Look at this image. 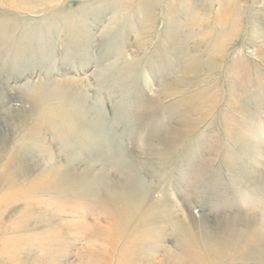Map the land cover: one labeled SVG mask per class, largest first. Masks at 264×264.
Instances as JSON below:
<instances>
[{
  "label": "rangeland",
  "instance_id": "374dc122",
  "mask_svg": "<svg viewBox=\"0 0 264 264\" xmlns=\"http://www.w3.org/2000/svg\"><path fill=\"white\" fill-rule=\"evenodd\" d=\"M14 4L0 264H201L227 216L262 237L213 264H264V0ZM133 160L146 188L123 202Z\"/></svg>",
  "mask_w": 264,
  "mask_h": 264
},
{
  "label": "bare ground",
  "instance_id": "6f19581e",
  "mask_svg": "<svg viewBox=\"0 0 264 264\" xmlns=\"http://www.w3.org/2000/svg\"><path fill=\"white\" fill-rule=\"evenodd\" d=\"M4 1L9 2V0H4ZM51 1L55 2L57 0H17V2L18 3L20 2L21 4L20 5L14 4V5L19 6L20 8L30 9L36 6H45L47 3H51ZM75 82L76 81L74 78H68L64 80V85H67L70 83H74V84L78 83V82L77 83ZM177 82L178 80L175 81V83ZM93 110L98 111L96 109H93ZM132 162H133L132 168L134 170L132 174L129 176V179L127 180L128 182H126V186H125L126 188H124L123 191L120 192L122 193L121 194L122 197L120 200L123 202H125L126 200L130 201V198L132 199L133 192H136L137 194H139L140 188H146V183L141 178L140 173L138 171V169L140 168V165L138 164V162H135V160H133ZM3 202H4V198H2L1 196L0 203H3ZM118 202L119 201L117 199L116 194H113V193L107 194L106 203L108 205H112L111 206L113 210L112 214H120V207L118 206ZM239 222L240 220L238 217L236 218L234 217L232 219L229 216H227V218H225V222H223V226H226V228L228 227V230L227 231L224 230V232H222L220 235L217 236V238H219L217 242V246L219 245L218 248L220 250L213 249L210 246H208L207 248L195 247L198 252H197V256H195L194 261L201 263V264H213L214 262L216 263V261L227 260L231 258L232 257L231 254H234L236 250H239L240 247L244 249H247L248 247H254V244H256V239L258 238L261 239L262 237L260 234H258V231H260L261 229L259 228L256 231H253L252 233H248L246 231L242 233L241 229L245 225L244 224L239 225ZM229 227H232L231 230L229 229ZM262 232L264 233V230H262Z\"/></svg>",
  "mask_w": 264,
  "mask_h": 264
}]
</instances>
